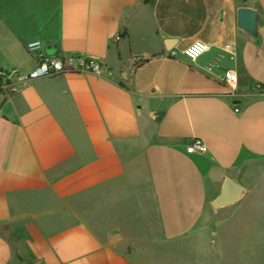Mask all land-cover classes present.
<instances>
[{
    "label": "crops",
    "instance_id": "1",
    "mask_svg": "<svg viewBox=\"0 0 264 264\" xmlns=\"http://www.w3.org/2000/svg\"><path fill=\"white\" fill-rule=\"evenodd\" d=\"M49 1L0 0V71L88 54L107 72L0 98V264H237L208 223L225 178L244 204L264 180V0Z\"/></svg>",
    "mask_w": 264,
    "mask_h": 264
},
{
    "label": "built area",
    "instance_id": "2",
    "mask_svg": "<svg viewBox=\"0 0 264 264\" xmlns=\"http://www.w3.org/2000/svg\"><path fill=\"white\" fill-rule=\"evenodd\" d=\"M43 46L41 40H34L28 43L27 48L30 52H35ZM208 49L207 44L196 42L185 50L186 56L190 59H197ZM174 50L169 52V56H175ZM138 62L143 59L137 60ZM212 64H209V68ZM107 72L103 64L96 58L88 54H67L62 56L43 57L38 65L28 71H21L17 68L0 71V98L9 96L17 91L19 85L27 84L31 81L41 78H53L65 74H84L92 73L103 76ZM225 82L230 87L232 93L238 90V76L233 71L226 73ZM257 92L264 98V90L261 87L256 88ZM239 111V108L236 109ZM207 148L200 138H194L187 146L188 153H204Z\"/></svg>",
    "mask_w": 264,
    "mask_h": 264
},
{
    "label": "rangeland",
    "instance_id": "3",
    "mask_svg": "<svg viewBox=\"0 0 264 264\" xmlns=\"http://www.w3.org/2000/svg\"><path fill=\"white\" fill-rule=\"evenodd\" d=\"M31 1L37 4L40 0ZM43 6L50 8V1L43 0ZM260 186L249 203H241L242 199L228 209H220L212 213L208 223L212 236L215 233V246L230 248L237 264H264V180Z\"/></svg>",
    "mask_w": 264,
    "mask_h": 264
},
{
    "label": "water",
    "instance_id": "4",
    "mask_svg": "<svg viewBox=\"0 0 264 264\" xmlns=\"http://www.w3.org/2000/svg\"><path fill=\"white\" fill-rule=\"evenodd\" d=\"M258 15V11L251 7H240L238 9V26L250 34H256ZM246 194L247 190L244 186L229 178H225L219 194L211 202L213 212L217 213L222 208L237 204L245 197ZM34 264L44 263L36 262Z\"/></svg>",
    "mask_w": 264,
    "mask_h": 264
},
{
    "label": "trees",
    "instance_id": "5",
    "mask_svg": "<svg viewBox=\"0 0 264 264\" xmlns=\"http://www.w3.org/2000/svg\"><path fill=\"white\" fill-rule=\"evenodd\" d=\"M145 61H148V60H143V61H140V62H139V65H140V64H142V63H144Z\"/></svg>",
    "mask_w": 264,
    "mask_h": 264
}]
</instances>
